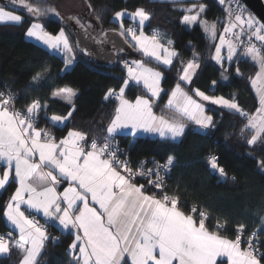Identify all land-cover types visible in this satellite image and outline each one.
<instances>
[{
  "label": "snow or ice",
  "instance_id": "obj_1",
  "mask_svg": "<svg viewBox=\"0 0 264 264\" xmlns=\"http://www.w3.org/2000/svg\"><path fill=\"white\" fill-rule=\"evenodd\" d=\"M218 2L227 4L219 32L217 22L205 18L207 6L199 0H168L174 6L184 5L176 8L183 13L182 25L199 26L212 43L210 58L219 65L222 80L229 79V68L242 57L258 68L248 78L259 104L254 113L245 111L235 95L226 98L193 88L201 62L198 52L193 50L191 58L184 60L165 34L154 30L146 35L144 28L152 13L143 7L131 12L122 9L112 17L118 27L115 34L141 58L122 60L125 75L120 86L105 93V101H114V112L101 138L71 128L66 135H55L76 110L78 92L73 87L50 90L53 99L71 105L67 114L50 116L46 101L31 99L17 109L19 97L11 90L0 91V195L14 187L0 211L9 228L0 234V256L17 255L18 264H39L46 244L58 239L49 233V228H55L72 237L67 248L70 264H264V217L252 230L244 223L236 224L231 237L223 234L227 220L217 218L213 230L207 223L208 209L194 205L186 212L178 190L167 191L166 177L175 167V155L133 166L121 158L126 154L114 143L118 133L128 130L133 137L151 134L174 144L185 136L189 122L200 134H207L217 126L203 103L208 102L237 116L242 126L232 135L242 139L250 152L259 148L264 153V22L240 0ZM18 9L30 18L25 37L62 55L65 69L72 65L79 43L74 48L64 27L53 34L40 22L42 17L60 16L57 9L43 0H7L0 5V24L23 25L25 18L17 14ZM125 18L133 25L126 27ZM69 19L85 32L91 27L79 17ZM96 19L99 22L101 17ZM93 39L103 45L111 36L101 30ZM112 43L116 52L124 51ZM80 51L91 55L87 49ZM153 63L156 67L149 66ZM176 64L174 86L165 91L164 72ZM49 72L42 65L32 76V85L46 81ZM235 72L242 75L238 66ZM211 84L214 89L217 81ZM133 85L144 94L129 99L126 90ZM162 93L170 115L154 111ZM42 115L45 127H40ZM204 161L211 172L228 178L218 156L210 152ZM257 163L264 170V159Z\"/></svg>",
  "mask_w": 264,
  "mask_h": 264
},
{
  "label": "trees",
  "instance_id": "obj_2",
  "mask_svg": "<svg viewBox=\"0 0 264 264\" xmlns=\"http://www.w3.org/2000/svg\"><path fill=\"white\" fill-rule=\"evenodd\" d=\"M41 2V0H37ZM43 2L47 3L43 0ZM90 15L101 17L98 22L101 30H115L117 24L112 22L114 12L127 9L129 12L138 7H143L152 13V19L146 22L144 31L151 35L153 30L166 35L175 42V48L180 53V58H191L193 50L197 51L200 58V69L193 80L192 87L205 91L208 95L230 97L235 95L240 106L249 113H254L259 106L249 82V77L254 76L257 68L243 57L239 62H233L229 68L227 81L222 80L219 66L211 60L214 48L205 37L199 26L185 28L180 23L182 12L176 10L168 1L155 0H84ZM207 6L205 18L209 22H217V30L222 31L223 15L218 7L217 0H199ZM7 0H0V5ZM48 4V3H47ZM91 5V7H89ZM249 12V11H248ZM17 14L24 15L25 23L21 26L0 24V91L11 90L19 97L17 109H23L24 102L39 98L48 104L49 116L53 113L65 115L71 106L59 99L51 97V89L65 85L77 90L74 99L75 112L66 122L63 131L55 130L58 137L66 135L68 129H78L89 134L90 138H101L105 135L104 129L108 125L114 112V102L103 99L109 88H118L121 78L125 75L124 69L119 67V60L140 59L139 53L116 52L117 60L112 65H90L89 60L77 45L73 34L69 31L70 40L76 51V58L70 69L63 71V59L53 54L40 45L28 41L25 31L30 18L26 13L17 10ZM44 27L53 34L65 25L64 20L53 19L49 16L40 20ZM125 26L131 21L125 19ZM99 31V33L101 32ZM191 42V44L189 43ZM42 65H47L50 72L46 81L32 85V76ZM156 67L155 63L150 64ZM239 67L241 76H237L235 69ZM165 71L162 87L170 91L174 86L176 69ZM212 80H216L215 88ZM31 85V87H30ZM144 91L139 86H132L126 90V96L134 99L143 95ZM167 96L161 94V99L156 102V114L167 113L164 107ZM208 114L213 115L217 121L215 129L207 134H200L195 127L188 123L185 136L176 143H163L159 139L135 138L131 136H116L122 146L128 151L131 160L154 157L162 160L166 155H175L176 164L167 179V191L175 192L181 198V206L188 211L194 205L206 208L210 212L207 221L214 230L217 218L227 220L226 230L223 234L232 236L235 226L244 223L248 230L257 227L261 217H264V170L258 161L264 159V153L250 152L246 144L239 137L232 135L242 126L240 119L227 110L212 106L206 108ZM43 115L40 127H45ZM219 157L221 165L226 169L228 178H221L217 173L211 172L205 164L204 157L208 153ZM235 177V181L231 178ZM14 187L0 195V211L3 210ZM9 228L4 218L0 217V234H6ZM51 236L57 237L55 243L48 242L39 258V264H70L67 248L72 237L62 235L55 228H49ZM19 257L11 255L0 257V264H18Z\"/></svg>",
  "mask_w": 264,
  "mask_h": 264
},
{
  "label": "rangeland",
  "instance_id": "obj_3",
  "mask_svg": "<svg viewBox=\"0 0 264 264\" xmlns=\"http://www.w3.org/2000/svg\"><path fill=\"white\" fill-rule=\"evenodd\" d=\"M155 1H168V0H155ZM218 1V0H217ZM75 6H73L72 4H71V1L70 0H59V2L56 4V5H54V7L57 9V11L60 13V16H49V17H51V18H53V19H57V20H64L65 21V25L63 26L64 28H65V31L66 30H69L71 33H72V30H74V28H79V29H81L80 27H79V25H76L75 24V22H74V20H71V19H69L70 17H79L80 19H81V21L85 24V25H91V27L90 28H87V31L85 32V30H83V29H81L83 32H85V33H92L93 32V25L91 24V22L89 21V17L91 16L90 15V10L88 9V8H84V6L81 4V2L80 1H75ZM182 6H184V5H178V8L179 7H182ZM125 19H127V18H125ZM131 21V20H130ZM131 25H133V22L131 21V24L129 25V26H131ZM185 27H187V28H191V27H189V26H185ZM117 32H118V28H116L115 29ZM111 31H113V30H108V31H105V32H111ZM157 31V30H156ZM146 34V33H145ZM146 35H148V34H146ZM26 38V37H25ZM28 41H31V42H34V43H36V44H38V45H40L41 47H43L41 44H39V42H36V41H34V40H32V39H28V38H26ZM105 43H107V44H111V41H106ZM216 43H218V41H216ZM111 46V48L112 49H114V47H113V45L111 44L110 45ZM44 48V47H43ZM46 49V48H45ZM47 50V49H46ZM115 50V49H114ZM49 51V50H48ZM50 52V51H49ZM51 53H53V54H56V55H58V56H61L62 57V55H60V54H57V53H54V52H51ZM213 54H214V52H213ZM89 60H91L89 57H88V55H85ZM62 59H63V57H62ZM127 60V59H126ZM119 61H121V60H119ZM129 61H131V60H129ZM89 64L90 65H93L94 64V61H90L89 62ZM73 65V64H72ZM72 65H70L67 69H65V65L63 66V71H66V70H68V69H70L71 68V66ZM125 71V70H124Z\"/></svg>",
  "mask_w": 264,
  "mask_h": 264
},
{
  "label": "water",
  "instance_id": "obj_4",
  "mask_svg": "<svg viewBox=\"0 0 264 264\" xmlns=\"http://www.w3.org/2000/svg\"><path fill=\"white\" fill-rule=\"evenodd\" d=\"M44 1H46L48 4L52 6L56 5L59 2V0H44ZM240 1L243 2V4L247 7L249 12L254 14L257 18L261 19L262 22H264V5L262 4L261 0H240ZM82 2L84 4V7L87 8L84 0H82ZM72 34L76 43H79L80 48H82V43H87L86 37L80 29L77 28L76 30H72ZM111 37H112V41H115L117 47H123L124 50L127 48V44L123 42V39L121 37H119L116 34H111ZM101 58H102L101 61H97L92 58L90 59L91 61H94L96 66L112 65L117 60L116 54L108 49L102 52Z\"/></svg>",
  "mask_w": 264,
  "mask_h": 264
},
{
  "label": "flooded vegetation",
  "instance_id": "obj_5",
  "mask_svg": "<svg viewBox=\"0 0 264 264\" xmlns=\"http://www.w3.org/2000/svg\"><path fill=\"white\" fill-rule=\"evenodd\" d=\"M82 4H83V2H82ZM83 6H84V4H83ZM88 19L91 22V24L93 25V29L94 30H93L92 33H85V32H83L80 29L84 33V35L86 37V40H87V43H82V48L87 49L91 53V55H88V57H90V58H92L94 60H97V61H101L102 52L107 50V49L111 50V46L110 45L111 44L113 45L112 37H111V40H110L111 41L110 45L107 44V43H104L103 45L95 43V40L93 38L98 36L99 31L101 30V27H99L98 22L92 16H90ZM76 29L77 28H75L74 30H76Z\"/></svg>",
  "mask_w": 264,
  "mask_h": 264
},
{
  "label": "crops",
  "instance_id": "obj_6",
  "mask_svg": "<svg viewBox=\"0 0 264 264\" xmlns=\"http://www.w3.org/2000/svg\"><path fill=\"white\" fill-rule=\"evenodd\" d=\"M71 1V4L73 5V6H75V1L77 2V1H80L81 2V4H82V0H70ZM83 5V4H82ZM111 21H112V19H111ZM115 23V22H114ZM184 26V25H183ZM185 27V26H184ZM193 27V26H192ZM191 27V28H192ZM118 28V27H117ZM185 28H187V27H185ZM115 33H118L116 30H113V31H111L109 34H110V36H111V34H115ZM111 51H113L115 54H116V51L114 50V49H112L111 48ZM131 51H133V49H131L130 47H128V45H127V48L123 51V52H131ZM248 61H250L252 64H253V62L250 60V59H248ZM214 63H215V61H213ZM216 64V63H215ZM217 65V64H216ZM219 66V65H218ZM257 68V67H256ZM257 71H258V68H257ZM251 86V85H250ZM251 89H252V87H251ZM252 91H253V93H254V95H255V97H256V94H255V91L252 89ZM257 98V97H256ZM75 99V98H74ZM198 99V98H197ZM258 100V99H257ZM166 102H167V99H166V101H165V104H166ZM204 104H205V108H207L208 106H212V107H215V108H218V109H221L219 106H217V105H212V104H210V103H208V102H203ZM165 104H164V107H165ZM71 106V105H70ZM223 110H225V109H223ZM167 114H169L170 115V113H167ZM157 115H160V114H157ZM190 124H192L191 122H189ZM194 127H195V129L197 130V131H199L198 130V127L196 126V125H194V124H192ZM125 136V135H127V136H131V138L132 139H135V138H139V137H141V138H150V139H159L160 140V138L159 137H157V136H155V135H151V134H143V135H137V137H133L132 135H130L129 134V131L128 130H123V131H121L120 133H118L116 136ZM37 218L38 219H40V220H44L43 218H42V216H40V215H37ZM5 219L6 218H4V221H5ZM16 236L18 237V233H16ZM0 257H4V256H0Z\"/></svg>",
  "mask_w": 264,
  "mask_h": 264
},
{
  "label": "built area",
  "instance_id": "obj_7",
  "mask_svg": "<svg viewBox=\"0 0 264 264\" xmlns=\"http://www.w3.org/2000/svg\"><path fill=\"white\" fill-rule=\"evenodd\" d=\"M261 2H262V4L264 5V0H261ZM240 3H241L243 6H245V5L243 4V2L240 1ZM218 7H219V9H220V11H221V13H222V15H223V21H225V19H226V13L224 12V8L227 7V4H225V5H220V4L218 3ZM247 10H248V9H247ZM153 31H154V30H153ZM153 31H152V32H153ZM151 34H152V33H151ZM118 64H119V67L123 69L122 60L119 61ZM111 102H114V101H111ZM114 143L119 147V150H120L121 153H125V154H126V155L122 156L121 158H122V159H127V160L129 161V163L132 164L133 166H135L136 164H138L140 161H151V160H153V159L158 160V159H156V158H154V157H148V158H142V159L131 160V158L129 157L128 151L126 150L125 147L122 146L121 142L119 141V139H118L117 137H115V141H114ZM149 166H151V165L149 164ZM169 175H170V173H169ZM169 175L166 177V183H167V179H168ZM191 208H192V207H191ZM191 208H190V209H191ZM40 221H41V223H44V220H40Z\"/></svg>",
  "mask_w": 264,
  "mask_h": 264
}]
</instances>
